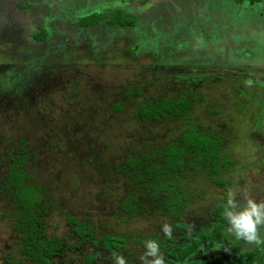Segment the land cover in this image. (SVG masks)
Listing matches in <instances>:
<instances>
[{"label":"rangeland","instance_id":"rangeland-1","mask_svg":"<svg viewBox=\"0 0 264 264\" xmlns=\"http://www.w3.org/2000/svg\"><path fill=\"white\" fill-rule=\"evenodd\" d=\"M118 10L133 27L104 25ZM92 14L107 20L80 27ZM41 29L45 38L35 39ZM183 93L195 99L186 118L134 115L144 103ZM188 127L221 140L218 174L193 155L164 182L140 179L125 163L180 139ZM20 138L35 156L31 180L50 190L44 234L68 236L66 215L91 228L85 246L63 252L57 264H87L89 254L91 264H115L117 256L151 264L150 240L167 264L175 248L219 224L222 242L187 261L232 264L259 244L227 233L224 217L212 211L230 191L240 205L264 202V0H0V176L3 152L17 150ZM131 196L133 217L120 208ZM164 200L179 203L170 209L178 215L162 208ZM7 207L0 201V215ZM18 234L0 216V264L23 257ZM258 234L264 241V226ZM106 235L125 239L115 255L101 248Z\"/></svg>","mask_w":264,"mask_h":264},{"label":"trees","instance_id":"trees-1","mask_svg":"<svg viewBox=\"0 0 264 264\" xmlns=\"http://www.w3.org/2000/svg\"><path fill=\"white\" fill-rule=\"evenodd\" d=\"M18 6L20 8L24 7L20 3ZM106 17L102 14H92L81 18L79 26L83 28L96 26L101 24V20L106 19ZM104 25L133 27L134 20L122 10H118L111 14ZM45 36L43 29L34 34V38L39 40L44 39ZM192 86L194 88L196 85ZM129 93L127 91L125 94L129 96ZM194 101L195 99L189 97L186 93H183L179 98H160L155 102L142 104L134 112V115L146 122H155L159 119L186 118L185 114L190 111ZM112 109L116 112L121 111V108L117 107L116 104L112 105ZM220 142L219 137H212L196 127H188L181 134L180 139H174L164 146L155 148L147 155L127 157L125 163L141 173L140 179L150 177L154 182H164L170 179L171 173H176L180 169L182 163L187 162L189 155H193L194 163L211 166V174L216 175L220 170L216 168V162L221 159L219 154ZM19 143L20 146L17 150L10 149L3 152L5 154L6 170L0 176V201H6L8 204L7 211H3L0 216L1 219H7L9 226L16 233H19L17 252L23 256L18 260L7 259V261L8 264H19L21 260H25L30 264H57L55 258L62 257L63 252H72L76 248L85 246L91 239V228L87 223L79 221L71 215H66L68 236L60 238L56 236L48 237L44 234L43 219L47 217L49 208L53 206L50 195H48L50 190L31 180L32 174L28 167L29 162L35 160V156L31 153L32 148H26L27 143L24 139L20 138ZM150 157L157 159L156 162L159 165L157 163L149 164ZM230 163V161H223L220 166L224 167ZM147 164L149 165L147 166ZM137 171H134L136 176H138ZM182 174L177 177H181ZM136 176H132L133 182L136 181L134 179ZM217 184L224 186L226 183L219 181ZM150 185L151 183L148 181L147 186ZM161 188L170 190V184L164 183ZM155 190L160 191L159 188ZM136 200V196L128 197L120 206L121 210L133 217L132 206H134L133 202ZM162 203V208L167 211L172 207L179 206V203H168L167 200ZM223 205L224 203L212 211L214 217L220 219L223 217ZM170 211L172 215H178L177 211ZM178 227L182 228L183 224L181 223ZM222 230V224L215 225L207 234L200 235L197 239L193 238L188 244L175 248L170 253L171 260H168L167 264H214V260L210 259H204L200 262L187 260L192 255L205 254L214 250L222 242ZM71 239L74 242L69 245L68 240ZM124 242L125 239H117L109 235L104 236L100 241L102 250L110 253V255H115ZM94 259V256L89 254L86 257L87 264H91ZM232 264H264V243L257 245L251 252L240 253L233 259Z\"/></svg>","mask_w":264,"mask_h":264},{"label":"clouds","instance_id":"clouds-1","mask_svg":"<svg viewBox=\"0 0 264 264\" xmlns=\"http://www.w3.org/2000/svg\"><path fill=\"white\" fill-rule=\"evenodd\" d=\"M234 194V191L228 193L227 200L222 207L223 217L226 220L225 231L238 240L264 243L258 234V229L264 226V202L257 203L252 199H247L246 203L240 205L234 199ZM171 231L170 226H163L166 236L170 237ZM146 249L145 256L154 257L151 264H164L163 254L159 252V245L155 241H147ZM115 264H126V261L123 256H117Z\"/></svg>","mask_w":264,"mask_h":264}]
</instances>
